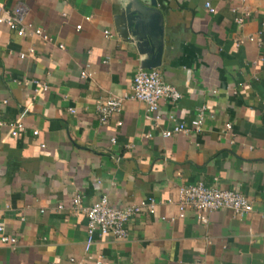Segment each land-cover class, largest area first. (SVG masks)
I'll return each mask as SVG.
<instances>
[{"label": "crops", "instance_id": "obj_1", "mask_svg": "<svg viewBox=\"0 0 264 264\" xmlns=\"http://www.w3.org/2000/svg\"><path fill=\"white\" fill-rule=\"evenodd\" d=\"M18 4L50 40L0 25V120L24 126L18 137L0 129V226L16 238L0 242V264H264V0H0ZM140 6L160 15L158 59L126 27V8ZM150 69L181 95L152 116L122 99ZM110 98L123 101L102 124ZM200 108V133L163 135ZM197 180L245 195L252 212L179 218L178 190ZM76 195L120 208L152 198L157 211L132 217L122 240L96 235L85 252Z\"/></svg>", "mask_w": 264, "mask_h": 264}, {"label": "built area", "instance_id": "obj_2", "mask_svg": "<svg viewBox=\"0 0 264 264\" xmlns=\"http://www.w3.org/2000/svg\"><path fill=\"white\" fill-rule=\"evenodd\" d=\"M205 8L211 14L215 12L209 2L205 3ZM27 13V8L21 4L16 5L11 10L0 8V25H5L10 32L20 38L29 31L36 36H40L42 40L49 41L50 38L40 28H36L26 21ZM243 21V17L238 16L235 18L238 25H242ZM76 29L80 30L81 26H77ZM104 35L106 37L110 36L108 31H105ZM247 40L252 42L254 38L249 37ZM59 47L63 48V46ZM29 51L32 53V50ZM20 57H24V55ZM82 76L86 77L87 74L83 72ZM35 83L38 84L39 82L35 81ZM47 90L48 86L45 83H40V91L46 92ZM180 98L181 95L178 90L173 85L163 81L156 69L136 72L132 79L130 93L122 96L123 100L131 99L144 103L148 114L151 116L158 112L161 101L168 100L171 104H174ZM122 99L110 98L101 103L100 107H103V109L100 122L102 124L107 123L111 112L120 110ZM70 111L71 113L75 112L74 110ZM204 113L205 108L198 109L195 118L190 121L189 127L183 123L176 124L172 130L165 131L163 135L170 137L179 132L187 133L189 131L200 133L203 129ZM154 118L156 120L158 116L155 115ZM170 118L173 119V116H170ZM117 125H121V122H117ZM2 128L7 129V134L10 137H18L24 131L21 117L12 121L0 120V129ZM225 128L230 130V124H226ZM34 134H37V132L35 131ZM112 141L114 142V139ZM176 202L179 218L183 219L187 211L191 210L194 212L196 220L201 224H207L208 214L214 211L225 209L231 211L234 215L245 216L253 210L252 201L245 195L235 191L210 188L200 180L190 185L181 186L177 193ZM57 208L63 209V205H58ZM70 208L76 212L80 211L86 218L87 237L84 250L89 252L96 235L99 237L112 236L118 240L124 239L128 234L127 224L130 219L142 213L155 215L157 202L150 198L120 208L112 206L106 197H101L91 205L84 206L82 198L76 195L71 199ZM0 242L14 246L16 238L7 236L4 233V228L0 226ZM97 264H101V261L99 260Z\"/></svg>", "mask_w": 264, "mask_h": 264}, {"label": "water", "instance_id": "obj_3", "mask_svg": "<svg viewBox=\"0 0 264 264\" xmlns=\"http://www.w3.org/2000/svg\"><path fill=\"white\" fill-rule=\"evenodd\" d=\"M124 19L127 25L126 27L129 28L133 38L135 37L138 43L148 41V44L150 43L154 59H158L161 52L163 37L159 13L144 6H140V8H133L131 11H129V8H126ZM135 38L133 40L134 43ZM153 38L158 39V42L154 43ZM158 65L159 63L153 62V64L148 65L147 67L156 68Z\"/></svg>", "mask_w": 264, "mask_h": 264}]
</instances>
